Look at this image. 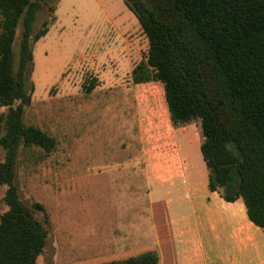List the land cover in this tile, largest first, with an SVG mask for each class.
Masks as SVG:
<instances>
[{"label": "trees", "instance_id": "trees-1", "mask_svg": "<svg viewBox=\"0 0 264 264\" xmlns=\"http://www.w3.org/2000/svg\"><path fill=\"white\" fill-rule=\"evenodd\" d=\"M47 0H0V264H36L49 230L46 208L27 205L17 186V163L31 152L45 160L57 141L24 121L32 103L33 45L48 20L33 24ZM148 41L132 71L135 84L162 85L173 126L197 122L208 187L229 203L244 204L264 233V0H125ZM55 8V7H54ZM51 9V13L54 12ZM21 26L18 60L15 53ZM98 80L86 87H97ZM103 264H161L148 249Z\"/></svg>", "mask_w": 264, "mask_h": 264}, {"label": "rangeland", "instance_id": "rangeland-1", "mask_svg": "<svg viewBox=\"0 0 264 264\" xmlns=\"http://www.w3.org/2000/svg\"><path fill=\"white\" fill-rule=\"evenodd\" d=\"M46 20L48 33L33 45L34 90L24 121L55 138L57 147L45 160H39V151L37 156L21 154L16 180L22 200L27 205L41 203L48 215L47 222L36 212L49 230L36 264L120 260L126 258L120 253L125 248L149 244L153 238L152 209L142 174L134 168L140 159V116L126 87L131 86V62L124 45L129 43L130 53L139 51L133 60L138 63L148 41L125 0H47L33 24L34 34ZM20 37L21 26L14 48L17 60ZM95 77L97 87L88 92ZM146 126L143 115L144 137ZM185 126L196 130L202 144L198 123ZM174 127L194 160L188 134L180 132L183 126ZM200 151L196 149L200 172L195 171V184L204 191L208 171ZM4 158L0 146V163ZM5 191L0 186V215L7 210ZM160 220L168 224L170 215L161 212Z\"/></svg>", "mask_w": 264, "mask_h": 264}, {"label": "crops", "instance_id": "crops-1", "mask_svg": "<svg viewBox=\"0 0 264 264\" xmlns=\"http://www.w3.org/2000/svg\"><path fill=\"white\" fill-rule=\"evenodd\" d=\"M124 45L131 62L128 78L131 86L126 87L129 94L132 91L134 110L140 116L137 123L140 159L134 168L142 174L152 209L153 238L149 244L142 242L120 253L128 256L146 248L158 249L161 264H264L263 231L249 219L243 203L226 202L218 193L211 192L208 178L206 189H197L195 171L200 172V164L196 149L200 151L202 144L196 130L191 132L187 126L180 129L182 134H188L186 138L195 151L193 160L189 145L184 148L176 134L162 85L134 83L132 71L137 62L133 60L139 57V51L134 48L130 53L129 43ZM141 61L143 58L138 63ZM143 115L147 121L145 137ZM161 212L170 215L168 224L160 220Z\"/></svg>", "mask_w": 264, "mask_h": 264}]
</instances>
